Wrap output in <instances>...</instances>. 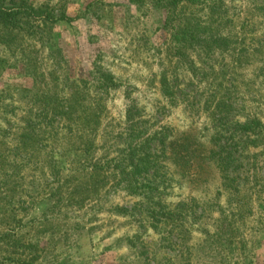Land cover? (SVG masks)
<instances>
[{
    "label": "rangeland",
    "instance_id": "374dc122",
    "mask_svg": "<svg viewBox=\"0 0 264 264\" xmlns=\"http://www.w3.org/2000/svg\"><path fill=\"white\" fill-rule=\"evenodd\" d=\"M25 1L74 19L0 22V264H264V0ZM155 131L181 166L133 191Z\"/></svg>",
    "mask_w": 264,
    "mask_h": 264
},
{
    "label": "trees",
    "instance_id": "16d2710c",
    "mask_svg": "<svg viewBox=\"0 0 264 264\" xmlns=\"http://www.w3.org/2000/svg\"><path fill=\"white\" fill-rule=\"evenodd\" d=\"M7 2H11L8 0ZM23 15L25 17L32 18H41L43 21L57 22V21H72L74 17H69L63 13L60 15H54L51 11L46 9H34L32 8L27 1L19 0L12 2L10 5L1 4L0 5V22L2 23H12L17 19V15ZM177 38V37H176ZM165 91L168 93L167 89ZM164 93L166 94V92ZM257 125V123L255 122ZM133 124V126H135ZM261 127L260 122L258 121V133L259 128ZM250 126L243 125L240 126L238 131L243 133L251 134ZM141 133V131L139 132ZM160 132L155 131L154 133H144L142 136H146L142 140L134 141L126 146V148L121 150L120 155H124V161L116 165L120 169L128 168L127 177L129 183L133 185L131 190L133 191H163L168 186L169 179L166 178L167 175H174V170L178 167L180 168L181 163L172 162V167L167 164H158V160L163 157L168 161H173L180 156L173 150L172 147H169L172 141H162L159 136ZM234 137V134H231ZM152 139L156 140V143H151ZM175 138L173 139V141ZM154 145V146H153ZM202 145V144H201ZM168 146V147H167ZM193 145L189 142L183 144L182 146V156L186 162L191 167L194 162L192 158L195 156V150L193 149ZM203 151H206V158L212 157L211 160L206 162V167L213 166L217 169V172L220 176V179L223 183H231L234 185V189L239 190L237 187L238 176L234 175V168L232 169V163L238 159L240 153L235 154V150L232 148H228L226 146L216 145L212 146L208 149L206 147L203 148ZM239 152V151H237ZM127 154V155H125ZM151 159L153 163L147 164L145 161ZM187 158V160H186ZM211 162V163H210ZM178 163V164H177ZM213 163V164H212ZM110 165V164H109ZM143 174V177L140 176ZM166 178V179H165ZM167 182V184H166ZM226 186V185H224ZM170 187V185H169ZM162 217V215H160Z\"/></svg>",
    "mask_w": 264,
    "mask_h": 264
}]
</instances>
